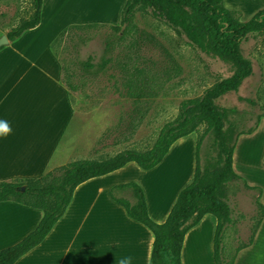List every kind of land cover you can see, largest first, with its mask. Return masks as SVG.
Returning <instances> with one entry per match:
<instances>
[{
    "label": "rangeland",
    "instance_id": "rangeland-1",
    "mask_svg": "<svg viewBox=\"0 0 264 264\" xmlns=\"http://www.w3.org/2000/svg\"><path fill=\"white\" fill-rule=\"evenodd\" d=\"M125 2L67 0L59 13L61 22L80 27L67 30L55 48L49 49L51 53L55 49L64 66L62 83L76 86L71 101L81 128L75 133L76 146L65 158L68 161L106 159L127 149H150L161 127L176 118L182 101L199 97L215 82L232 76L229 66L193 49L184 37L153 18L149 11L136 10L124 34L112 30L119 26ZM223 4L244 22L264 9V0H223ZM29 9L27 0L0 5V13L7 14L0 19V36L26 18ZM108 42L111 47L104 54ZM241 51L252 64V75L237 91L217 99L216 104L230 111L229 120L238 123L240 129L254 127L257 118L262 117L258 129L264 124V34L248 37ZM88 56H93L95 62L103 56L110 59L103 74L81 69L79 62ZM203 132L204 126H200L186 140L195 142ZM248 140L239 147L236 159L250 167L246 176L253 186L263 189L264 206V125ZM199 156L202 165L207 159L215 171L220 168L219 149L213 137L202 138ZM257 195L242 182L233 181L226 187V200L232 209V222L222 236V252L227 258L251 235ZM118 196L127 199L131 194Z\"/></svg>",
    "mask_w": 264,
    "mask_h": 264
},
{
    "label": "crops",
    "instance_id": "crops-1",
    "mask_svg": "<svg viewBox=\"0 0 264 264\" xmlns=\"http://www.w3.org/2000/svg\"><path fill=\"white\" fill-rule=\"evenodd\" d=\"M4 1L12 0H0ZM66 4L67 0H43L38 26L0 50V120L12 127L7 137H0V181L38 178L67 163L69 150L76 146L80 123L71 93L62 83V64L49 51L60 33L74 25L59 20ZM263 125L250 135H241L233 152L232 169L247 179L248 186L254 185L246 176L250 167L237 163V151ZM190 135L177 140L149 171L130 162L79 185L64 215L42 243L15 264H118L124 256H131L132 264H149L152 233L128 218L109 198V191L117 185L136 183L144 192L149 217L163 224L194 174L196 140L187 141ZM35 211L13 202L0 203V250L34 230L42 216ZM215 229V217L207 214L187 231L180 264H215ZM242 263L264 264V216L253 242L236 256L235 264Z\"/></svg>",
    "mask_w": 264,
    "mask_h": 264
},
{
    "label": "trees",
    "instance_id": "trees-1",
    "mask_svg": "<svg viewBox=\"0 0 264 264\" xmlns=\"http://www.w3.org/2000/svg\"><path fill=\"white\" fill-rule=\"evenodd\" d=\"M18 1H4L0 2V5L8 6ZM27 1L30 8L27 17L22 18L15 27L5 33L9 43L16 41L24 32L40 23L43 0ZM136 10L149 11L153 18L161 20L176 34L184 37L193 49L229 66L232 76L215 82L205 89L201 96L182 101L176 118L161 127L150 149H127L106 159L72 160L38 178L0 181V203L13 202L42 214L32 232L15 245L0 250V264H15L18 259L40 245L64 215L79 185L117 171L130 162H134L141 170L149 171L164 159L177 140L197 133L200 126H204V132L196 141L193 177L179 192L163 224H157L149 217L144 192L136 183L114 186L109 191V198L124 209L128 218L142 224L152 233L154 240L149 264H180L185 234L207 214L216 219L213 242L215 264H234L237 254L253 242L264 216L262 189L258 186H248L246 181L233 171L232 157L238 138L252 134L262 117L257 118L254 127L240 129L238 123L229 120L230 111L219 107L216 100L229 92L237 91L243 81L252 75V64L243 56L241 45L250 36L264 34V9L244 22L224 6L223 0H126L121 10L119 26L111 29L124 34L129 29ZM6 17L5 12L0 13V19ZM72 27L80 28L67 27L54 40L53 48ZM110 47L111 43H106L104 54ZM53 53L60 61L55 49ZM109 61V58L103 56L95 62L93 56H88L86 60L79 62V65L84 71L95 69V74H103ZM62 70L65 71L63 65ZM65 86L69 93L76 91V86L70 83ZM208 135L213 137L219 149L220 168L217 171L207 159L203 165L200 161L202 138ZM233 181L242 182L247 190L258 193L254 198L257 214L247 243L240 245L234 254L227 258L222 252V236L225 227L232 222V209L226 200V187ZM121 193H130L132 202L119 197Z\"/></svg>",
    "mask_w": 264,
    "mask_h": 264
},
{
    "label": "clouds",
    "instance_id": "clouds-1",
    "mask_svg": "<svg viewBox=\"0 0 264 264\" xmlns=\"http://www.w3.org/2000/svg\"><path fill=\"white\" fill-rule=\"evenodd\" d=\"M12 131L11 124L6 120H0V137H7ZM131 256L121 257L118 264H132Z\"/></svg>",
    "mask_w": 264,
    "mask_h": 264
},
{
    "label": "water",
    "instance_id": "water-1",
    "mask_svg": "<svg viewBox=\"0 0 264 264\" xmlns=\"http://www.w3.org/2000/svg\"><path fill=\"white\" fill-rule=\"evenodd\" d=\"M9 44V40L7 39L6 35L0 36V48L5 47Z\"/></svg>",
    "mask_w": 264,
    "mask_h": 264
}]
</instances>
